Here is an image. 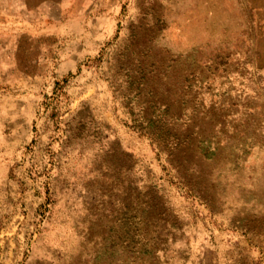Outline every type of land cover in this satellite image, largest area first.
<instances>
[{
	"label": "rangeland",
	"instance_id": "1",
	"mask_svg": "<svg viewBox=\"0 0 264 264\" xmlns=\"http://www.w3.org/2000/svg\"><path fill=\"white\" fill-rule=\"evenodd\" d=\"M0 264H264V0H0Z\"/></svg>",
	"mask_w": 264,
	"mask_h": 264
},
{
	"label": "bare ground",
	"instance_id": "2",
	"mask_svg": "<svg viewBox=\"0 0 264 264\" xmlns=\"http://www.w3.org/2000/svg\"><path fill=\"white\" fill-rule=\"evenodd\" d=\"M166 99V98H165ZM219 118V117H218ZM240 124V123H239ZM244 125V124H243ZM236 126V125H235ZM209 154V153H208ZM211 155V154H210ZM221 157V156H220ZM216 161V160H215ZM38 251V250H37ZM38 253V252H37Z\"/></svg>",
	"mask_w": 264,
	"mask_h": 264
}]
</instances>
